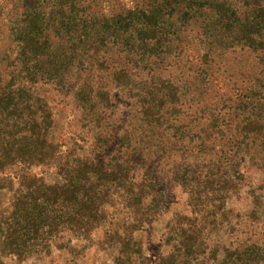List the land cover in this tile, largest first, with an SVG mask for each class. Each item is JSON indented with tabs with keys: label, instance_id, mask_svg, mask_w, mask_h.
<instances>
[{
	"label": "trees",
	"instance_id": "1",
	"mask_svg": "<svg viewBox=\"0 0 264 264\" xmlns=\"http://www.w3.org/2000/svg\"><path fill=\"white\" fill-rule=\"evenodd\" d=\"M132 1L13 13L0 77L6 246L101 232L115 264H147L139 233L164 213V189L180 188L188 211L168 221L157 264H264V0Z\"/></svg>",
	"mask_w": 264,
	"mask_h": 264
},
{
	"label": "rangeland",
	"instance_id": "2",
	"mask_svg": "<svg viewBox=\"0 0 264 264\" xmlns=\"http://www.w3.org/2000/svg\"><path fill=\"white\" fill-rule=\"evenodd\" d=\"M133 4L132 0H104V9L109 11L112 7L117 9L121 6L130 7ZM40 5L41 0H0V77L6 78L8 73L6 56L9 53V48L13 45L10 36L13 13L21 11V8L39 11ZM251 64L250 59L246 63L248 69ZM253 69L255 70V66L250 71ZM73 124L72 121V126ZM34 171L43 172L38 169H34ZM43 174L47 175L49 180H55L52 170L48 171L45 168ZM252 179L256 182L260 181L261 176L258 171L252 172ZM164 193L168 196V204L164 213L157 221L148 224L145 231L139 233L145 244L147 264H157L159 253L164 250L162 235L167 231L166 226L173 214L181 210L188 211V207L183 204L185 196L180 188L171 192L164 189ZM12 195L13 192L8 187H0V224L10 215ZM248 204V200L244 199V202H237L235 206L246 212L249 210ZM248 227L250 228L249 225ZM251 228L254 231H260V227L257 225H253ZM3 232L0 228V264H115L117 250L106 245L101 247L98 245L99 240L102 239L101 232L91 236L85 241V244L77 242L76 238H73L69 233L64 236L58 235L53 244L42 250L34 249L35 247L25 249L22 246H6Z\"/></svg>",
	"mask_w": 264,
	"mask_h": 264
}]
</instances>
